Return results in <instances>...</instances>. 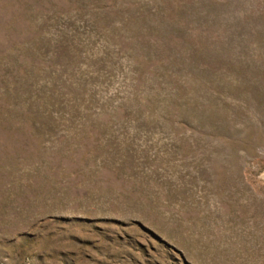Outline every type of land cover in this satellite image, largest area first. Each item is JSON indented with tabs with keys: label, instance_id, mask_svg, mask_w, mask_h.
Returning a JSON list of instances; mask_svg holds the SVG:
<instances>
[{
	"label": "rangeland",
	"instance_id": "obj_1",
	"mask_svg": "<svg viewBox=\"0 0 264 264\" xmlns=\"http://www.w3.org/2000/svg\"><path fill=\"white\" fill-rule=\"evenodd\" d=\"M0 264H264V0H0Z\"/></svg>",
	"mask_w": 264,
	"mask_h": 264
}]
</instances>
